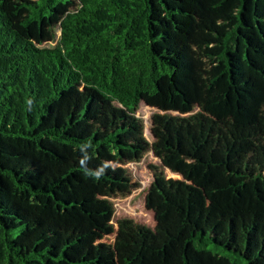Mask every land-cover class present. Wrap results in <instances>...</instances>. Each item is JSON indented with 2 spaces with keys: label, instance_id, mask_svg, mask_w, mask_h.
Here are the masks:
<instances>
[{
  "label": "trees",
  "instance_id": "trees-1",
  "mask_svg": "<svg viewBox=\"0 0 264 264\" xmlns=\"http://www.w3.org/2000/svg\"><path fill=\"white\" fill-rule=\"evenodd\" d=\"M0 264H264V0H0Z\"/></svg>",
  "mask_w": 264,
  "mask_h": 264
},
{
  "label": "rangeland",
  "instance_id": "rangeland-1",
  "mask_svg": "<svg viewBox=\"0 0 264 264\" xmlns=\"http://www.w3.org/2000/svg\"><path fill=\"white\" fill-rule=\"evenodd\" d=\"M153 111H154L153 109L147 108L145 106H143L142 109L140 110V112L143 113L145 118H148Z\"/></svg>",
  "mask_w": 264,
  "mask_h": 264
},
{
  "label": "clouds",
  "instance_id": "clouds-1",
  "mask_svg": "<svg viewBox=\"0 0 264 264\" xmlns=\"http://www.w3.org/2000/svg\"><path fill=\"white\" fill-rule=\"evenodd\" d=\"M97 174H99V173H97Z\"/></svg>",
  "mask_w": 264,
  "mask_h": 264
}]
</instances>
